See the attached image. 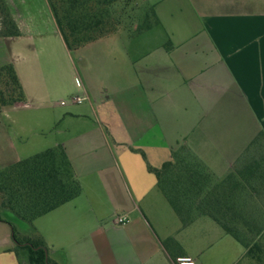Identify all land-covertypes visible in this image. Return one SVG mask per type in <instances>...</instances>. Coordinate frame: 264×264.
<instances>
[{
  "label": "crops",
  "instance_id": "0c3cea01",
  "mask_svg": "<svg viewBox=\"0 0 264 264\" xmlns=\"http://www.w3.org/2000/svg\"><path fill=\"white\" fill-rule=\"evenodd\" d=\"M154 11L163 28V41L155 47L132 45L133 38L115 40L114 34L90 44L100 51L80 59V96L87 101L61 113L58 123L66 139L57 145L64 148L82 194L50 212L60 211L61 224L72 227L68 234L74 238L72 247L58 250L44 241L53 263L174 264L190 257L196 264H238L244 256V248L207 217L182 227L147 164L160 168L171 148L183 142L222 179L264 133V0H160ZM16 24L20 36L5 43L31 101L33 88L23 72L37 47ZM54 28L55 41L66 49L55 22ZM21 105L25 102L15 107ZM79 198L85 214L78 203L60 210ZM107 204L109 221L102 225L97 212ZM115 216L129 222L117 226ZM0 225L9 227L0 226V264H18L11 228ZM168 239L177 246L166 249ZM243 264H264V255L259 263Z\"/></svg>",
  "mask_w": 264,
  "mask_h": 264
},
{
  "label": "trees",
  "instance_id": "16d2710c",
  "mask_svg": "<svg viewBox=\"0 0 264 264\" xmlns=\"http://www.w3.org/2000/svg\"><path fill=\"white\" fill-rule=\"evenodd\" d=\"M133 1L46 0L69 53L115 34L125 23L126 10ZM138 25L142 31L163 29L154 7L145 12ZM19 36L18 26L5 0H0L1 44L4 47L6 40ZM139 36L132 45L139 42ZM164 48L169 51L170 42ZM4 52L6 56H0V115L5 109L25 102L7 47ZM132 151L145 159L141 151ZM147 170L155 176L156 188L182 227L207 217L244 248V256L238 264L247 259L261 261L264 255L263 132L251 141L222 179L214 177L183 142L171 148L170 159L160 168L147 164ZM81 194V184L61 145L0 170V222L11 228V252L18 264H56L49 259V249L32 223ZM23 225L28 226L26 232L20 230ZM163 246L168 249L177 244L168 239Z\"/></svg>",
  "mask_w": 264,
  "mask_h": 264
},
{
  "label": "rangeland",
  "instance_id": "374dc122",
  "mask_svg": "<svg viewBox=\"0 0 264 264\" xmlns=\"http://www.w3.org/2000/svg\"><path fill=\"white\" fill-rule=\"evenodd\" d=\"M158 1L160 0H134L126 10L125 23L121 24L122 26L115 33L117 35L113 38L115 40L118 38L136 39L140 35L139 41L144 42L146 48H153L162 42V30L153 28L151 31H142L141 26L138 25L145 12L154 7ZM5 4L12 18L20 25L22 32L26 36L33 37V44L37 47V56L34 57V61L26 59L27 68L23 69L26 76V78L23 77L24 82L26 84L30 82V86L33 88L31 89L32 93L30 92L33 95V100L27 101L25 97V105L5 109L0 115V170L20 160L52 149L61 139H66L61 136L64 125L62 122L58 123V118L63 111H66L69 104H76L71 101L72 99L78 95L79 98H82L80 95L83 76L80 75L82 71L80 59L100 51L98 45L89 44L90 46L86 45L88 47L84 46L68 54L60 41H55L54 22L46 0H5ZM39 36L46 39L45 43L39 40ZM5 45L3 47L1 44L0 56H6L4 48L6 49L7 45L6 47ZM104 52H106L105 49L101 50V53ZM69 56L79 72L74 71ZM30 70L34 72H30ZM34 80L38 84L37 87L32 84ZM97 90L100 91L99 87ZM86 101L83 98L81 107L85 106ZM62 102L63 104H61ZM81 202L83 199L79 198L78 201H74L71 205L60 210L70 209L78 203L80 214H85L87 211L83 206L87 207ZM104 208L103 212H97L99 215L97 219H103L101 220L102 225L109 221V217L104 216L108 214L111 207L107 204ZM58 212L60 211L48 213L32 223L36 233L42 237L48 247L57 250L58 248L72 247L74 239L68 234L72 227L68 224H61ZM88 224L87 222L85 227L92 228L93 222ZM0 226L9 228L5 225ZM20 230L26 232L28 226L23 225Z\"/></svg>",
  "mask_w": 264,
  "mask_h": 264
},
{
  "label": "built area",
  "instance_id": "2783aa9c",
  "mask_svg": "<svg viewBox=\"0 0 264 264\" xmlns=\"http://www.w3.org/2000/svg\"><path fill=\"white\" fill-rule=\"evenodd\" d=\"M72 101L76 104H81L83 98L76 97L72 99ZM63 104V102L61 103ZM129 222L126 216H116L114 220V224L117 226H124ZM174 264H196L195 260L190 257H178L174 260Z\"/></svg>",
  "mask_w": 264,
  "mask_h": 264
}]
</instances>
